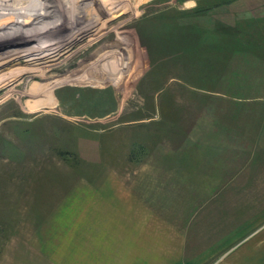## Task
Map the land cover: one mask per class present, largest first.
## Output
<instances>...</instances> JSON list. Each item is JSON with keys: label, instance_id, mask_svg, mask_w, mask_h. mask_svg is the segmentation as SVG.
Returning a JSON list of instances; mask_svg holds the SVG:
<instances>
[{"label": "rangeland", "instance_id": "rangeland-1", "mask_svg": "<svg viewBox=\"0 0 264 264\" xmlns=\"http://www.w3.org/2000/svg\"><path fill=\"white\" fill-rule=\"evenodd\" d=\"M52 1L60 26L0 39L2 49L69 33L75 1ZM86 1L80 10L92 19ZM108 16L105 28L72 40L48 72L50 83L82 80L53 85L61 105L20 104L6 93L15 81L0 90V264L28 261L17 247L44 241L43 231L97 228L104 236L126 225L116 205L143 201L137 181L145 158L130 153L142 144L166 147L152 135L155 121L164 119L163 139L171 141L191 129L192 107L264 104V0H125ZM85 258L94 264L92 252ZM54 259L62 264L60 253Z\"/></svg>", "mask_w": 264, "mask_h": 264}, {"label": "crops", "instance_id": "crops-1", "mask_svg": "<svg viewBox=\"0 0 264 264\" xmlns=\"http://www.w3.org/2000/svg\"><path fill=\"white\" fill-rule=\"evenodd\" d=\"M190 109L184 137L164 140L161 119L152 135L166 147L142 144L130 153L145 158L137 181L143 201L116 205L126 225L104 236L97 228L43 231L40 244L18 245L15 253L30 257L17 264H55V253L62 264H86L91 252L94 264H209L219 256L221 264H264V104Z\"/></svg>", "mask_w": 264, "mask_h": 264}, {"label": "bare ground", "instance_id": "bare-ground-1", "mask_svg": "<svg viewBox=\"0 0 264 264\" xmlns=\"http://www.w3.org/2000/svg\"><path fill=\"white\" fill-rule=\"evenodd\" d=\"M58 1L62 4L65 1L68 3L75 1L71 3L72 16L68 26L69 33L47 38L25 47L2 49L5 45L0 43V49H2L0 50V90L8 88L7 85L15 81V85L10 87L6 93L17 95L16 99L22 105L62 104L54 94L50 96L53 85L65 81L80 83L82 80L80 77H68L50 83L51 80L47 79V76L48 72L55 67L54 65H57L54 62L60 58L64 51L69 49L75 39L96 33L100 25L102 26L99 29L105 28L113 18L108 16L109 12L114 7L122 5L125 0H92V4L89 1L90 7L94 9V18L92 19H89L87 12L82 14L80 10L81 2L86 0ZM89 4L86 7H89ZM58 12V5L52 0H0V39L11 41L14 37L25 33L45 36L50 28L54 30L60 26L61 22L56 17ZM79 21L84 22L78 24ZM109 70L111 71L110 67ZM33 77L38 80L32 81ZM20 78H22L21 82H16ZM21 83L23 88L16 90Z\"/></svg>", "mask_w": 264, "mask_h": 264}]
</instances>
